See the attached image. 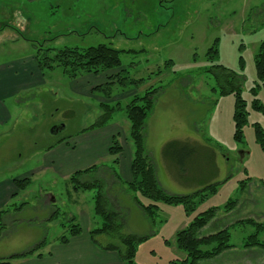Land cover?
<instances>
[{"label":"rangeland","instance_id":"obj_1","mask_svg":"<svg viewBox=\"0 0 264 264\" xmlns=\"http://www.w3.org/2000/svg\"><path fill=\"white\" fill-rule=\"evenodd\" d=\"M0 29V64L34 54L37 62L46 50H53L50 56L54 57L65 48L106 45L125 52L144 50L123 54L120 69L99 77L71 79L62 69L44 70L38 85L11 98L10 103L18 101L22 107L13 110L5 127L0 126V181L39 165L61 140L74 143L97 133L90 129L104 115L102 103L117 109L102 133L116 130L124 152L119 158L133 155L126 107L136 95L160 88L144 129L147 154L160 186L169 194L187 196L217 183L216 194L189 216L181 206L158 204L153 223L135 204L127 186L114 179L112 169L120 175V167L99 141L93 144L97 149L89 156L91 163L83 167L98 169L80 181L104 182L124 233L146 237L137 247L135 264L184 260L186 255L176 245L177 233L213 207L223 209L200 236L230 229L235 250L200 264H264V251L245 248L254 228L236 225L247 219L264 222V150L256 142V129L264 133V112L253 107L257 100L264 108V90L257 88L255 68L264 41V0H0ZM211 49L217 55L209 59ZM169 61L174 65L167 68ZM216 66L239 76L248 114L242 144L233 139L235 97L221 95L210 72L220 73L213 69ZM159 69L162 75L155 76ZM170 141H188L197 147L192 168L186 172L166 164L162 150ZM32 182L28 194L16 201L17 207L26 204L24 209L3 222L0 259L29 252L43 242L50 246L70 238L72 218L84 230L102 227L94 212L96 191L75 192L69 180L52 171L36 174ZM232 201L236 204L225 212ZM56 211L58 216L51 220ZM96 241L120 245L117 238L97 237Z\"/></svg>","mask_w":264,"mask_h":264},{"label":"trees","instance_id":"obj_2","mask_svg":"<svg viewBox=\"0 0 264 264\" xmlns=\"http://www.w3.org/2000/svg\"><path fill=\"white\" fill-rule=\"evenodd\" d=\"M12 29L17 31L15 28ZM51 53H53V50H46L45 55L42 58H38L37 65L39 71L42 73L44 70L54 71L55 69H62L63 74L71 79H77L82 75L99 77L103 74L114 72L122 67L121 57L123 54H138L141 52H125L116 50L110 46L100 45L86 50L65 48L57 51L54 57L50 56ZM216 55L217 51L211 49L207 57L212 59L213 56ZM240 63L243 66L242 58ZM173 65V61H169L166 62L165 67H173ZM255 68L259 84L257 88H262L264 90V41L262 42L258 55L256 56ZM213 69H218L220 71V73H216L212 70L210 72L215 75L217 83L221 89V95L226 96L232 94L235 97L233 139L236 143L242 144L244 140V127L247 124L248 114L246 112V102L242 97L239 76L224 66H216L213 67ZM161 75L162 69H159L155 76ZM114 77L115 76H109L107 79L114 81ZM120 82L123 85L126 83L125 80ZM138 82L142 83L144 80ZM95 89H102V86ZM160 91V88L151 87L143 96L136 95L133 98V101L126 107V116L130 123V138L133 143V155L131 161L132 180L130 182L124 181L117 171L112 169L114 179L117 183L122 186H127V190L132 194L135 204L153 223H155L159 214L158 204L181 206L185 214L189 216L190 214H195L200 205L208 199L209 196L216 194V191L220 186L217 183L206 184L194 194L187 196L169 194L160 186L155 166L147 154L144 137V129L147 119L154 109L155 99ZM107 98L109 99V96H107ZM101 107L104 110V115L93 127H91L90 130H97L106 127L112 119L113 113L117 110L111 109L107 103H102ZM253 107L257 111L264 112L263 106H261L257 100L253 102ZM61 141L63 142L65 140ZM256 142L260 145L262 150H264V133L259 127L256 129ZM196 150L197 147L191 145L188 141H170L163 147L162 154L166 164L168 162L169 167H175L176 169L186 172L192 168L190 163H192L193 158L195 157ZM108 153L115 158L113 161L114 164L119 165V156L123 153V147L121 146L117 135L113 137ZM205 163L202 164V167H206L207 162ZM97 169L98 167L93 165L83 171L74 173L69 179L75 192L96 191L94 212L102 219L103 224L101 228L91 231L90 237L101 249L117 252L124 264H135L137 247L141 242L146 240V237H138L124 233V225L120 223L121 215L119 212L112 210V202L109 199L104 182L80 181L81 177ZM13 183L17 190L15 196H17L18 193L25 192L32 185V179H15ZM143 199L147 200L148 204H145ZM233 204H236V201L229 202L224 207L225 212L231 211L229 207ZM25 205L26 204L21 205L14 213H20L19 211L23 210ZM222 209L223 208L220 209L218 207H213L207 211L199 213L188 227L177 233V248L180 252L186 255V258L182 261H175L171 264H200L202 261L216 258L222 254L235 250V245L231 242L232 235L230 229H223L218 233L209 236H200V232L215 218L219 210ZM7 212V210L0 212V238L5 230V225L2 219ZM58 214L57 211L54 212L50 219L52 220L56 218ZM71 221L73 224L70 230V238H73L82 233V228L80 225L75 224V218H72ZM236 225H248L254 228V233L248 237L245 243V248L247 250L256 248L264 251V222L257 223L252 219H247L244 221H238ZM97 237L117 238L120 245L115 246L108 244L107 246H103L96 241ZM70 238L63 237L60 239V242L62 244H67L69 243ZM45 245L46 243L43 242L27 253L13 255L7 259H0V264H12L15 260L37 254ZM39 257H42V255L40 254Z\"/></svg>","mask_w":264,"mask_h":264},{"label":"crops","instance_id":"obj_3","mask_svg":"<svg viewBox=\"0 0 264 264\" xmlns=\"http://www.w3.org/2000/svg\"><path fill=\"white\" fill-rule=\"evenodd\" d=\"M141 53H144V50H141ZM36 59L37 55L35 56V54L26 55L10 63L0 64V126L5 127L7 122L12 119L13 110L15 111V109L22 107L18 101L10 103L9 100L41 82V72L38 69ZM106 128L108 127L96 130L97 133L86 134L81 141L74 143L66 140L63 142L59 141L47 151L39 165L23 172L16 178L0 181V212L8 211L4 215L3 222L6 223L9 218H13L14 210L19 208L16 201L29 192L18 193L15 196L17 194L13 183L15 179L31 178L33 180L35 175L40 172L52 171L61 178L69 180L74 173L87 169L83 167H87L91 163L90 160L88 161L89 156L97 149V145L93 146L94 143L99 141L105 147L103 152H108L112 139L118 132L114 129H109V134L105 135L102 132ZM129 155L128 157L120 158V164L118 165L120 167V176L126 182L132 180V155ZM90 232L91 230L82 228V233L79 236L70 238L69 243L62 244L59 241L50 246L45 245L42 248L46 249L45 253L38 252L26 258L15 260L12 264H124L117 252L103 250L94 243L90 237ZM39 253L42 257H39Z\"/></svg>","mask_w":264,"mask_h":264}]
</instances>
